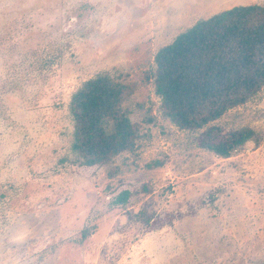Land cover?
<instances>
[{"label":"rangeland","instance_id":"obj_1","mask_svg":"<svg viewBox=\"0 0 264 264\" xmlns=\"http://www.w3.org/2000/svg\"><path fill=\"white\" fill-rule=\"evenodd\" d=\"M242 5L264 0H0V264H264V89L190 132L154 85L162 47ZM102 75L139 138L87 167L70 103ZM213 126L258 141L221 158L199 145Z\"/></svg>","mask_w":264,"mask_h":264},{"label":"trees","instance_id":"obj_2","mask_svg":"<svg viewBox=\"0 0 264 264\" xmlns=\"http://www.w3.org/2000/svg\"><path fill=\"white\" fill-rule=\"evenodd\" d=\"M154 85L163 115L182 131H198L264 89V7L242 5L199 20L155 55ZM129 87L107 75L87 81L71 98L72 150L87 167L102 166L137 147V125L122 110ZM258 141L250 127H210L199 145L229 158ZM161 161L150 165L161 166ZM148 191V190H145ZM121 192L115 205H126Z\"/></svg>","mask_w":264,"mask_h":264}]
</instances>
